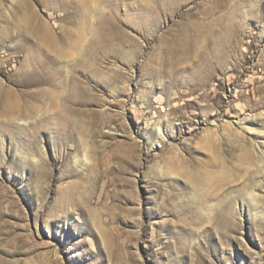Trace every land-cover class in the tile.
I'll list each match as a JSON object with an SVG mask.
<instances>
[{
	"label": "rangeland",
	"instance_id": "1",
	"mask_svg": "<svg viewBox=\"0 0 264 264\" xmlns=\"http://www.w3.org/2000/svg\"><path fill=\"white\" fill-rule=\"evenodd\" d=\"M233 2L0 0V264H264V0Z\"/></svg>",
	"mask_w": 264,
	"mask_h": 264
},
{
	"label": "bare ground",
	"instance_id": "2",
	"mask_svg": "<svg viewBox=\"0 0 264 264\" xmlns=\"http://www.w3.org/2000/svg\"><path fill=\"white\" fill-rule=\"evenodd\" d=\"M219 1H220V0H219ZM233 1L235 2V0H233ZM236 1H237V0H236ZM238 1H239V0H238ZM212 2H213V1H212ZM222 2H223V0H222ZM227 2H228V1H227ZM230 2H231V0H230ZM234 2H233V3H234ZM242 2H243V1H242ZM242 2H241V4H242ZM237 3H238V2H237ZM198 4H199V3H198ZM219 4H220V3H219ZM228 4H229V3H228ZM214 5H215V4H214ZM217 5H218V3H217ZM237 5H238V4H237ZM239 5H240V4H239ZM241 6H242V5H241ZM216 7H217V6H216ZM216 7H215V9H216ZM223 7H224V6H223ZM234 7H235V6H234ZM188 8H189V7H188ZM195 8H196V7H195ZM195 8H194V9H195ZM198 8H199V7H198ZM198 8H197V9H198ZM228 8H229V5H228ZM228 8H227V9H228ZM194 9H193V10H194ZM212 9H213V8H212ZM220 9H221V8H220ZM223 9H224V8H223ZM201 10H202V9H201ZM216 10H217V9H216ZM221 10H222V9H221ZM230 10H231V9H230ZM183 12H184V11H183ZM185 12H186V10H185ZM189 12H190V11H189ZM196 12H197V10H196ZM212 12H213V11H212ZM226 12H227V11H226ZM228 12H229V11H228ZM194 13H195V12H193V14H194ZM183 14H184V13H183ZM185 14H186V13H185ZM188 14H189V13H188ZM196 14H197V13H196ZM198 14H199V13H198ZM203 14H204V13H203ZM205 14H206V13H205ZM194 15H195V14H194ZM211 15H212V14H211ZM197 16H198V15H197ZM200 16H202V15L200 14ZM195 17H196V16H195ZM195 17H194V18H195ZM203 17H204V16H203ZM192 18H193V17H192ZM207 18H208V17H207ZM196 19H197V18H196ZM214 19H215V18H214ZM218 19H219V18H218ZM201 21H202V20H201ZM203 21H205V20H203ZM201 28H202V27H201ZM192 30H193V29H192ZM196 30H198V28H197ZM199 30H200V29H199ZM203 30H204V29H203ZM203 30H202V31H203ZM192 32H193V31H192ZM198 32H199V31H197V33H198ZM195 33H196V32H195ZM202 33H203V32H202ZM191 34H192V33H191ZM199 34H200V33H199ZM203 34H204V33H203ZM69 35H70V34H69ZM192 35H193V34H192ZM194 35H195V34H194ZM196 35H197V34H196ZM201 35H202V34H201ZM65 36H66V35H65ZM197 36H198V35H197ZM199 36H200V35H199ZM201 37H202V36H201ZM193 38H194V37H193ZM66 39H67V38H66ZM66 39L63 37V40H66ZM194 39H195V38H194ZM201 39H202V38H201ZM191 40H192V39H191ZM197 41H198V40H197ZM199 41H200V39H199ZM194 42H195V41H194ZM196 45H197V43H196ZM198 45H199V42H198ZM197 47H198V46H197ZM165 54H166V53H165ZM165 54H164V55H165ZM169 55H170V54H169ZM167 56H168V53H167ZM181 56H182V55H181ZM165 57H166V56H165ZM169 57H170V56H169ZM169 59H170V58H169ZM174 59L176 60V58H173V60H174ZM178 60H179V59H178ZM85 158H87V157L85 156ZM85 158H84V161L86 160ZM85 162H87V161H85Z\"/></svg>",
	"mask_w": 264,
	"mask_h": 264
}]
</instances>
